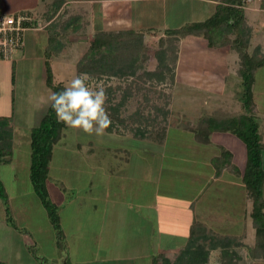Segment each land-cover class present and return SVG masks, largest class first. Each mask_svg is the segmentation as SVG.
Returning <instances> with one entry per match:
<instances>
[{
  "label": "rangeland",
  "instance_id": "rangeland-1",
  "mask_svg": "<svg viewBox=\"0 0 264 264\" xmlns=\"http://www.w3.org/2000/svg\"><path fill=\"white\" fill-rule=\"evenodd\" d=\"M185 29L186 27L181 32ZM249 32L250 43L245 38L241 39V48L235 49L229 57V64L237 56L241 60L243 51L250 57L257 58L261 55L251 44L256 32ZM71 35L73 33L65 37L59 35L66 41L64 48L68 47ZM228 36L230 41L235 34ZM123 40H128L129 43L120 42L114 53L116 58L112 60L110 56L105 59L104 64H107L103 69L99 61L97 64L100 69L97 72L78 71L77 63L82 57L74 68L67 66L68 62L64 57H61L59 63L55 62V82L61 81L66 85L74 76L86 73L90 87L105 89L107 108L112 120L111 127L103 137L89 136L67 127L55 147L50 162L51 178L48 180V187L52 201L59 205L63 226V237L59 243L47 211L39 202L28 175L30 131L32 125L36 122L38 124L42 113L41 101L36 104V92L32 94V89L35 88V62L29 57L16 69L17 90L24 92L21 95L25 96L23 100L17 101L15 111L7 114L14 119L16 169L12 170L10 165L0 166V179L11 193V205L20 212L23 231L29 236L30 242L22 256V264H153L154 257L160 253L167 255L174 252L171 254L174 257L176 251L188 241L190 223L187 225L186 219H179L184 213L177 206L167 208L169 211L158 212L152 206L136 207L134 204H126L129 197L126 200L121 197L124 198L127 191L129 195L130 190L144 189L145 182L142 180L147 171L143 165H152L154 162L158 164L165 153L176 159L175 165L181 168L186 166L185 162L190 163L191 159L199 156L197 164L207 173L205 163L201 162L207 156L208 148L196 142L203 135V123L198 129L197 123L199 125L200 122L196 114L205 117L213 113L217 116L231 110V114H224L231 117L239 115L243 110L237 92L240 75L231 76L226 88L221 91L212 88V91L204 92L201 85L175 82L172 53L177 48L176 42L171 45L165 39L142 41L133 33H127ZM7 67H3L6 73L9 71ZM237 76L239 81L235 79ZM257 76L258 87L254 85V95L259 97L256 101L260 115L261 110L264 112V97L260 99L264 93V68ZM30 77L32 84L29 83ZM3 105L1 111L6 108L5 103ZM158 112L161 113L157 115ZM261 115L264 138V115ZM184 124L187 125L185 129ZM168 127H171V131L164 144L148 140L149 133L155 134L159 129ZM212 135L215 133L212 132ZM130 136L144 140L131 139ZM217 136L219 139L215 136L209 139L213 142L218 140L217 144L231 149V154L235 156L232 164L238 171L231 170L232 179L229 181L195 183L192 176L196 173L182 168L179 175L172 177L174 182L171 187L177 189V194L173 195L182 203L190 200L192 186L197 185L198 189L206 191L199 204L201 215L205 218H199L193 224L204 231L198 239V244L203 246L198 256L201 259L207 256L204 264H264V257L255 258L250 253L255 244L253 221L248 216L252 211V199L248 196L240 175L247 161L245 144L230 131L218 133ZM125 156L128 159L127 168L108 170L110 166L116 167L115 162L119 163V159ZM84 159L93 164L100 161L102 163L95 169L89 163L86 164ZM168 161L173 163L174 160L168 158ZM26 164L27 167L24 168ZM20 166L22 167L19 168ZM55 169L60 171L57 174L60 176L53 177ZM53 178L59 179V184ZM66 184H73L75 187L65 189ZM215 187L217 191L212 190ZM262 192L264 197V182ZM226 199H231V202ZM189 210L191 209L186 212ZM205 212L208 213L206 216ZM192 215L196 217L193 213ZM2 225L0 221V226ZM0 233V258H4V241L8 242L9 252L6 251V256L10 258V252L15 250L13 241L5 233ZM9 264L17 262L11 260Z\"/></svg>",
  "mask_w": 264,
  "mask_h": 264
},
{
  "label": "crops",
  "instance_id": "crops-1",
  "mask_svg": "<svg viewBox=\"0 0 264 264\" xmlns=\"http://www.w3.org/2000/svg\"><path fill=\"white\" fill-rule=\"evenodd\" d=\"M56 1L57 3H55ZM229 2L242 3L244 5L248 28L254 31V33L256 32L255 35L253 34V40L251 44H253L254 49L260 46L263 51L264 7L262 6V0H0V14L28 13L34 16L38 22H40L39 24H30L28 26L24 33V45L22 48L18 49L17 52H15L11 60H0V115H7L11 112L13 113L15 111V106H17V101L19 99L23 100V98H25V96L21 95L24 92L21 93L17 90L19 86L17 85L16 69L18 65H20L23 61H26L29 57H31V60L35 62L33 63V69L36 68V71L34 72L35 77L33 78V81L35 82V88L32 89V94L36 92V99L34 98L36 104L40 101L42 103L40 104L42 108V113L40 115L42 116L48 108L45 103L47 96L53 91L47 83V61L51 65L53 74H56L55 62L59 63L61 57L62 59L64 57L67 60V66H71L72 68L76 67V63L84 55V50L87 51V46H89L94 34L98 31L133 33L135 36L140 37L142 41L144 39L148 41L165 39L167 40L166 43L168 44L169 37L174 36L169 34L170 31H181L183 28L187 27V25L195 22L205 21L216 12L219 5ZM53 7L55 8V12L50 10ZM91 9H93V12H91ZM65 10H67L68 13L66 12L64 14ZM50 12L54 14L49 16ZM71 14L74 15V17L71 18L72 20L69 17H66V15L68 16ZM61 15H63L62 21H66L67 25H71L72 21L77 20V24L82 27V30L71 35V41L69 42L68 47L64 48L58 54H53L50 57H46L45 49L49 40L47 26L52 20H57ZM248 21H250V23ZM261 32L262 36H260ZM179 35V40L177 42L178 59L176 61L177 63L175 64L174 73L175 82L201 85L204 92H210L212 91V88L217 90L220 89L221 91V89L226 88L228 81L231 80V76L233 77L234 74H239L240 60L238 56L235 59L233 58V60H231V64H229V57L235 52L236 49L231 46V43H226L225 45H221L219 47H212L209 45V40L202 34L187 32L186 34ZM70 44L72 45V48H70ZM77 53L78 55H76ZM73 57L74 60H72ZM4 66H8L7 68H9L7 73L4 71ZM263 68L264 65L257 69L255 73L256 82L258 81V72ZM235 79L239 81L238 76ZM235 79L234 81L237 83V80ZM29 83L32 84V77L29 78ZM256 87H258V85H256ZM263 95L264 93L261 94L260 99L264 97ZM255 99L259 100V97L255 96ZM4 103L6 108L4 111H1V107L4 106ZM224 113L231 114V110H226ZM224 113L217 116L212 113L205 117H201L199 114H196L200 122L199 125L197 123L198 129L201 128V123H203V128L201 130L203 135L202 137H198L196 142H199L202 144V146H206L208 148L207 156L203 159V162H201V164L205 163L207 173H204L202 167H199L197 164L199 156H195V158L191 159L190 163L185 162L186 166L182 167L186 171H193L196 173V175L192 176L193 180H195V183L212 181L219 183L221 180L229 181L232 179L230 177L231 160L233 163V157L235 156L231 154V149L229 147H225L223 144H217L216 142L218 140L213 142V140L209 139L213 138L214 136L216 139H219V136H217L218 133L223 134L224 132H228L213 130L212 127L208 125V120L211 118L224 119L231 117V115L228 116ZM260 113L264 115L262 110ZM261 114L260 116H262ZM41 116L39 119H41ZM34 125H37V122ZM34 125H32V127ZM183 127L185 129L187 128V125L184 124ZM170 131L171 127H168L165 131L163 140H155L151 138L148 140H154L158 143L164 144V140L167 139V134ZM212 132L215 133V135H212ZM15 137L16 135H14L13 156L8 162H3L0 165H10L12 170L16 169L14 161L17 140H15ZM129 138L135 140H144L140 137L133 138L130 136ZM29 152L31 157V145ZM226 152H228V156L225 157L226 159H224L226 162L224 161L222 163L223 155ZM165 154V156L160 157L161 160L158 164L154 162L152 165L151 163L147 166L146 164L143 165L145 167V171H147V175L142 180L145 182L143 185L144 189L137 191L130 190L129 195L127 191L124 195V198H122V196L121 199L126 200V198L129 197L125 201L126 204H134L136 207L150 206L151 208L152 206L153 208L157 209L158 212L159 210L169 211L167 208L170 209L172 206H177V208H179L178 210H181L184 213V216L180 215L179 219H186L187 225L190 223V227L188 228L190 235L194 222L199 220V218H205L204 215H201L202 210L200 209L199 204L203 196H205L204 194L206 191L205 189H198L197 185H194L192 186L193 189L191 192H189L190 200H185L184 202L180 203V201L175 199L173 194H177V189L171 187L172 183L174 182L172 177L179 175V172L182 170V168L179 167V165H175L176 159H172L167 153ZM121 158L122 159H119V163L115 162L117 165L116 167L110 166L108 170H119L122 167L127 168V157L125 156ZM168 158L170 160H174L173 163L169 162ZM218 158H220L219 162L221 164L220 171L215 165V162L218 160ZM84 161L86 164L89 163L95 169L102 163V161H100L98 164H93L92 161H87L86 159H84ZM21 167L22 166L19 168ZM26 167L27 164L24 168ZM29 169L30 159L28 162V170ZM59 173L60 171L58 170L54 171L52 173L54 174L53 177ZM53 180L59 184V179L53 178ZM146 183L148 184L146 185ZM69 187L73 188L75 185H64L65 189H68ZM61 188L63 190L62 186ZM216 188L217 187L213 188L212 190ZM6 191L9 195V203L11 205L12 195L7 189ZM226 200L231 202V199ZM180 206L182 209H180ZM0 208V221L3 224L0 226V231L11 238L15 248L13 252H10V258H7L6 251L7 253L9 252L8 242H2V245L4 246V258H0V260L6 261L7 264H9V261L11 260H16L17 264H22V256L24 252H26L30 240L27 232L23 231L24 228H22V222H20V212H18L14 205H11L12 214L15 218L16 224L20 228L17 229L7 222L5 205L1 198ZM187 209L191 210L186 212ZM191 211L197 218L193 217ZM250 213L248 216L252 218ZM207 214L208 213L205 212V216ZM252 229L254 230V242L256 238V232L253 223Z\"/></svg>",
  "mask_w": 264,
  "mask_h": 264
},
{
  "label": "trees",
  "instance_id": "trees-1",
  "mask_svg": "<svg viewBox=\"0 0 264 264\" xmlns=\"http://www.w3.org/2000/svg\"><path fill=\"white\" fill-rule=\"evenodd\" d=\"M57 3V1L55 2ZM264 7V0H262ZM57 9V8H56ZM55 12V8H51ZM68 10V9H67ZM65 10L64 14L67 12ZM68 13V12H67ZM49 14V13H48ZM54 13L50 12V15ZM63 15L59 16L57 20H52L47 26L49 32V40L45 49L46 57L61 52L65 43L61 36L65 37L69 33H77L82 30V27L77 24V20L72 21L71 25H67L62 21ZM70 19L74 17L73 14L68 16ZM72 20V19H71ZM74 24V25H73ZM246 23V14L244 5L242 3L229 2L221 4L217 7L216 12L205 21L195 22L187 25L184 31H170L168 44L178 42L179 34L196 33L202 34L209 40V45L212 47H219L226 43H231V46L237 50L241 48L240 41L245 38L250 43V28ZM247 27V28H246ZM60 29V30H59ZM127 32L115 31H98L94 34L90 41L87 51L84 53L80 61L77 63L78 71L97 72L100 69L98 62L103 65L102 69L106 67L104 60L114 55L116 46L120 42H127L123 37ZM130 34V33H129ZM132 34V33H131ZM229 34H235V37L229 41ZM176 35V36H175ZM127 39V38H126ZM127 42L126 44H128ZM164 43V41H163ZM23 47V46H22ZM20 47V48H22ZM175 49V48H174ZM255 50L261 55L259 57H250L249 54L243 51L241 53V64L239 69L240 85L237 92L241 101V108L243 109L239 115L227 117L224 119L208 120V125L213 130L230 131L237 135L245 144L247 161L241 175V180L246 187L248 196L252 199V211L250 213L253 221V226L256 232V240L253 248L250 249L252 257H264V197H263V182H264V138L261 125V116L259 115V105L254 96V85H256L255 73L257 69L264 65V52L258 46ZM240 53V52H239ZM173 67L175 68L178 59L177 48L172 53ZM163 59V58H162ZM98 60V61H97ZM163 62V60H162ZM114 66V65H113ZM47 67V83L53 91H60L65 86L63 82H55L54 74L50 63L46 62ZM163 112V110L161 111ZM161 112L156 113L157 115ZM139 114V111L136 112ZM164 113V112H163ZM67 126L60 123L56 119L55 112L48 106L45 113L41 116L37 125H34L30 131L31 138V157H30V181L33 189L38 196L41 204L47 211L50 222L56 232L58 243L63 237V226L59 213V205L52 201L48 187V180L51 178L50 162L53 157L55 147L60 142L64 135ZM164 130V131H163ZM162 131V132H161ZM166 128L159 129L155 134L149 133L148 137L155 140H163ZM143 134V133H142ZM14 152V119L13 116L0 115V165L8 162L13 156ZM226 153L223 155L222 163L227 157ZM222 158V157H221ZM219 159L215 162L217 169L220 171L221 164ZM226 162V161H225ZM231 170L238 171L233 167L231 160ZM0 198L5 205L7 222L17 229H20L16 224L15 218L12 214L11 205L9 203V195L3 182L0 179ZM204 231L200 230V226L191 228V232L187 243L181 247L177 254L172 257V253L167 256L165 253L154 257L153 264H204L207 261V256L200 254L201 247L198 244V239ZM202 254V253H201ZM0 264H7L6 261L0 260Z\"/></svg>",
  "mask_w": 264,
  "mask_h": 264
},
{
  "label": "clouds",
  "instance_id": "clouds-1",
  "mask_svg": "<svg viewBox=\"0 0 264 264\" xmlns=\"http://www.w3.org/2000/svg\"><path fill=\"white\" fill-rule=\"evenodd\" d=\"M88 74L74 76L60 91H52L45 103L58 122L89 136L103 137L111 127L108 97L103 87H90Z\"/></svg>",
  "mask_w": 264,
  "mask_h": 264
},
{
  "label": "built area",
  "instance_id": "built-area-1",
  "mask_svg": "<svg viewBox=\"0 0 264 264\" xmlns=\"http://www.w3.org/2000/svg\"><path fill=\"white\" fill-rule=\"evenodd\" d=\"M39 23L28 13L0 14V60H11L24 45V33L28 26Z\"/></svg>",
  "mask_w": 264,
  "mask_h": 264
}]
</instances>
